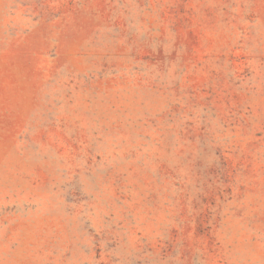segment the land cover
<instances>
[{
	"label": "rangeland",
	"instance_id": "374dc122",
	"mask_svg": "<svg viewBox=\"0 0 264 264\" xmlns=\"http://www.w3.org/2000/svg\"><path fill=\"white\" fill-rule=\"evenodd\" d=\"M0 264H264V0H0Z\"/></svg>",
	"mask_w": 264,
	"mask_h": 264
}]
</instances>
